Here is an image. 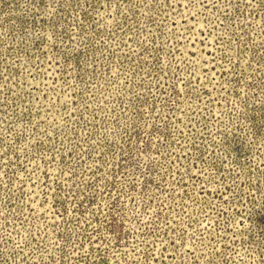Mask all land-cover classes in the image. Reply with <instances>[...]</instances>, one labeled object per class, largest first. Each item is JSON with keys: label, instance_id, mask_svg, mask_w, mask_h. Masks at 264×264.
Masks as SVG:
<instances>
[{"label": "rangeland", "instance_id": "obj_1", "mask_svg": "<svg viewBox=\"0 0 264 264\" xmlns=\"http://www.w3.org/2000/svg\"><path fill=\"white\" fill-rule=\"evenodd\" d=\"M0 264H264V0H0Z\"/></svg>", "mask_w": 264, "mask_h": 264}]
</instances>
